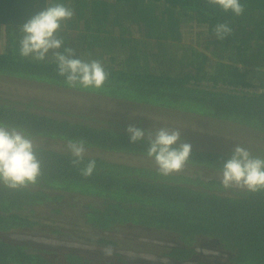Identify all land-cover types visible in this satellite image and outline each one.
<instances>
[{
  "label": "trees",
  "instance_id": "1",
  "mask_svg": "<svg viewBox=\"0 0 264 264\" xmlns=\"http://www.w3.org/2000/svg\"><path fill=\"white\" fill-rule=\"evenodd\" d=\"M49 2L0 0V30L4 32L0 81L31 80L110 96L124 104L132 102L135 108L145 104L149 112L163 106L242 125L253 129L261 141L243 146L264 157V82L260 90L249 89L255 86L250 72L264 69V0H242L246 10L239 17L210 6L207 0H62L75 15L62 25L59 36L64 46L59 51L70 47L76 58L101 61L109 76L100 90L66 86L51 52L43 63L19 55L21 24ZM189 21L208 27L205 49L181 45L182 29ZM217 22H228L233 29L223 41L213 32ZM34 104L17 93L0 91V121L24 129L32 138L84 139L87 146L144 155L149 147L147 136L132 143L127 127L154 132L159 128L155 124H163L150 118L148 110L137 111L130 120L112 111L113 115L108 112L109 117L99 120L89 114L77 118L72 111L53 106L49 111L54 113L40 111ZM182 134V141L192 145L186 164L196 167L193 174L164 176L157 167L99 155H86L74 166L67 148L35 144L41 163L36 183L9 188L0 182V264H131L124 259L104 263L74 249L58 251L3 235L33 231L39 224L33 217L35 207L60 202L68 194L92 197L73 207L83 228L91 231L86 233L98 234L90 242L120 246L123 243L109 232L150 230L177 236L179 242L164 251L175 262L206 264L197 259L196 244L206 238V244L225 254L224 264H264V190L225 188L221 168L233 150L206 149L198 145L201 139L193 137V131ZM90 159L96 161V169L85 177L81 168Z\"/></svg>",
  "mask_w": 264,
  "mask_h": 264
},
{
  "label": "rangeland",
  "instance_id": "2",
  "mask_svg": "<svg viewBox=\"0 0 264 264\" xmlns=\"http://www.w3.org/2000/svg\"><path fill=\"white\" fill-rule=\"evenodd\" d=\"M207 30L208 27L199 26L194 21H189L187 25L184 24L183 26V42L181 45L185 43L190 47V50L192 48L205 49L208 43ZM3 33L1 29L0 51L3 49ZM250 78L255 86L249 89L260 90V82H264V69L254 68L250 72ZM0 91L2 94L3 92H7V94H10V92L17 93L25 100L32 99L35 103L34 108L40 111L53 112L49 111L50 107L53 106L57 110L72 111L77 118H81L83 114H89L101 120V118L109 117L108 112L110 114L114 111L116 114L126 116L125 118L130 120L137 111L143 113V111L147 112L148 110L149 112V107H146L145 104H140V107L135 108L132 102L124 104L125 101L110 96L87 91L68 90L52 84L25 79L12 80V78H4L0 81ZM70 103H73V105H68ZM46 107L48 109L44 110ZM97 109H100L101 113H98ZM149 114L150 118L162 121L163 124H160V126L155 124L156 127H175L179 128L181 133L193 131V137L201 139L196 141L199 142L198 145L206 149L230 151L238 144L252 146L261 143L253 129L242 125H229V123L220 120L217 121L199 114L163 106H156V112H149ZM111 115L113 114L111 113ZM130 122L134 124L133 120ZM184 135L190 136L191 134L186 132ZM32 139L35 144L58 150L67 148L66 142L57 138L35 137ZM87 147V155H99L114 161L157 167L154 160L144 154L105 150L94 146ZM196 170V167L186 164L181 171L175 173L193 174ZM91 198L81 194H68L60 202L53 200L38 205L34 209L33 217L39 221V224L35 226L33 231L27 233L8 232L3 233V235L23 240L30 245L58 251L74 249L93 260L104 263L118 262L120 259H124L131 264H199L195 260L175 262L164 254L166 247L179 242L174 234L121 228L108 234L120 240L124 245L108 246L90 242V237H95L98 234L88 235L86 233V231H91L83 228L84 224L80 222V214L73 210V207L82 206L90 202ZM206 243V238H199L196 242L200 253L197 259L206 261V264H224L226 262L225 254L219 248L216 249ZM106 249H111V255L106 254Z\"/></svg>",
  "mask_w": 264,
  "mask_h": 264
},
{
  "label": "clouds",
  "instance_id": "3",
  "mask_svg": "<svg viewBox=\"0 0 264 264\" xmlns=\"http://www.w3.org/2000/svg\"><path fill=\"white\" fill-rule=\"evenodd\" d=\"M214 8L236 17L245 13L242 0H207ZM74 10L62 0H50L41 10L35 12L20 26L19 55L33 62H46L49 53L56 64V71L63 77L69 88L100 90L104 87L109 73L97 59L90 61L76 58L75 50L64 46V39L59 36L62 25L72 20ZM215 37L223 41L233 29L228 22H217L213 29ZM130 141L136 143L147 136L149 147L146 155L153 159L161 175L168 176L181 171L186 165L192 145L182 141L179 128L160 127L154 132L143 130L135 125L126 129ZM66 147L73 157L74 166H79L88 152L84 139H67ZM96 169V161L88 160L81 168V174L89 177ZM41 173V163L36 155V145L32 137L22 128L0 121V182L9 188L36 183ZM221 184L225 188L233 185L246 188L250 192L264 190V157L253 155L246 147L236 145L232 155L221 168ZM111 255V249H106Z\"/></svg>",
  "mask_w": 264,
  "mask_h": 264
}]
</instances>
